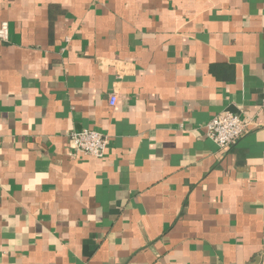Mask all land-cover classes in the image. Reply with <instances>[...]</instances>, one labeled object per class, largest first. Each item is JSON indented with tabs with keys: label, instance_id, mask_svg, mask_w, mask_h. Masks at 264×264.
Masks as SVG:
<instances>
[{
	"label": "crops",
	"instance_id": "crops-1",
	"mask_svg": "<svg viewBox=\"0 0 264 264\" xmlns=\"http://www.w3.org/2000/svg\"><path fill=\"white\" fill-rule=\"evenodd\" d=\"M4 21L0 264H264V0H0ZM225 112L254 124L221 148ZM84 129L103 157L69 146Z\"/></svg>",
	"mask_w": 264,
	"mask_h": 264
},
{
	"label": "built area",
	"instance_id": "built-area-1",
	"mask_svg": "<svg viewBox=\"0 0 264 264\" xmlns=\"http://www.w3.org/2000/svg\"><path fill=\"white\" fill-rule=\"evenodd\" d=\"M9 24L2 22L0 39L8 40ZM109 102L114 106L117 102L116 94H111ZM254 124L251 118H242L241 115L225 112L214 116L206 124V132L219 147L228 148L235 145L250 130ZM69 146L75 153L101 158L105 155L108 146V136L92 129L72 132L69 135Z\"/></svg>",
	"mask_w": 264,
	"mask_h": 264
}]
</instances>
